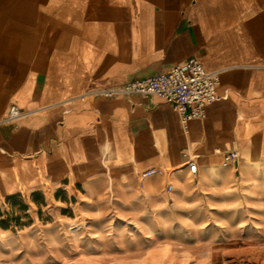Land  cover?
I'll list each match as a JSON object with an SVG mask.
<instances>
[{
  "label": "crops",
  "instance_id": "1",
  "mask_svg": "<svg viewBox=\"0 0 264 264\" xmlns=\"http://www.w3.org/2000/svg\"><path fill=\"white\" fill-rule=\"evenodd\" d=\"M193 57L220 73L203 118L103 92ZM0 75V206L110 189L165 212L258 191L264 0H0Z\"/></svg>",
  "mask_w": 264,
  "mask_h": 264
},
{
  "label": "rangeland",
  "instance_id": "2",
  "mask_svg": "<svg viewBox=\"0 0 264 264\" xmlns=\"http://www.w3.org/2000/svg\"><path fill=\"white\" fill-rule=\"evenodd\" d=\"M259 184L242 204L165 212L110 189L13 199L0 206V264H264V169Z\"/></svg>",
  "mask_w": 264,
  "mask_h": 264
},
{
  "label": "built area",
  "instance_id": "3",
  "mask_svg": "<svg viewBox=\"0 0 264 264\" xmlns=\"http://www.w3.org/2000/svg\"><path fill=\"white\" fill-rule=\"evenodd\" d=\"M219 71H208L195 57L185 64L177 65L173 69L158 73L154 76L121 83L104 90V94L124 93L126 95L157 96L169 103L183 121L200 119L206 115L207 108L218 99ZM17 106L11 108L10 119L21 115ZM230 158L237 154L229 153ZM191 173L197 172V164L189 163ZM159 172L151 169L144 176ZM172 189V185H169Z\"/></svg>",
  "mask_w": 264,
  "mask_h": 264
}]
</instances>
